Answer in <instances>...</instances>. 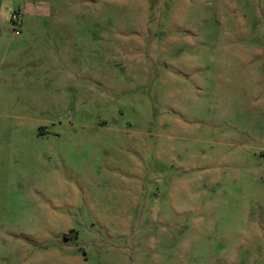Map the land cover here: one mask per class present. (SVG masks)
<instances>
[{
	"label": "rangeland",
	"instance_id": "374dc122",
	"mask_svg": "<svg viewBox=\"0 0 264 264\" xmlns=\"http://www.w3.org/2000/svg\"><path fill=\"white\" fill-rule=\"evenodd\" d=\"M0 264H264V0H0Z\"/></svg>",
	"mask_w": 264,
	"mask_h": 264
},
{
	"label": "built area",
	"instance_id": "2783aa9c",
	"mask_svg": "<svg viewBox=\"0 0 264 264\" xmlns=\"http://www.w3.org/2000/svg\"><path fill=\"white\" fill-rule=\"evenodd\" d=\"M13 19H14V21H16V20H17V18H16L15 16L13 17ZM16 34H18V32H17V31H16Z\"/></svg>",
	"mask_w": 264,
	"mask_h": 264
}]
</instances>
